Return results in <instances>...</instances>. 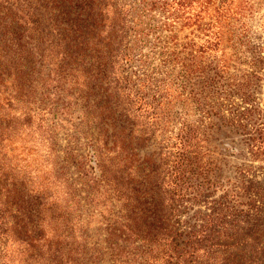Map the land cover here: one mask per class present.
<instances>
[{"label":"trees","instance_id":"obj_1","mask_svg":"<svg viewBox=\"0 0 264 264\" xmlns=\"http://www.w3.org/2000/svg\"><path fill=\"white\" fill-rule=\"evenodd\" d=\"M261 7L0 0V264H264Z\"/></svg>","mask_w":264,"mask_h":264},{"label":"rangeland","instance_id":"obj_2","mask_svg":"<svg viewBox=\"0 0 264 264\" xmlns=\"http://www.w3.org/2000/svg\"><path fill=\"white\" fill-rule=\"evenodd\" d=\"M261 4V11L257 13V30L260 31L259 28L260 21L263 19L260 18L264 13V0H257ZM250 61V60H249ZM248 61L246 62L243 58L242 64L239 65L240 69L246 70L248 69ZM264 77V75H263ZM262 96H264V80L262 81ZM190 119L202 120L203 125L205 126V130L207 131V156L210 160L215 163V172L213 178H217L219 180L224 181L228 177L233 175L234 167L236 165L250 163L249 156L247 153L246 146L243 143V138L240 133L235 132L230 127H227L222 124L221 119L215 116L211 121L203 120L199 111L191 110ZM153 144L146 151H152L156 147ZM256 173L258 175V179L264 185V162H255Z\"/></svg>","mask_w":264,"mask_h":264}]
</instances>
